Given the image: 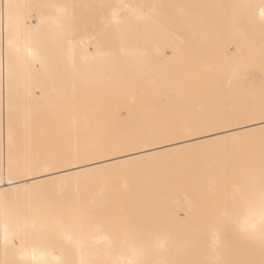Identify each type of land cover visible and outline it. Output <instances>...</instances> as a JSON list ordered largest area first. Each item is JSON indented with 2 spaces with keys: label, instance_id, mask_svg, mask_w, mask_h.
I'll use <instances>...</instances> for the list:
<instances>
[{
  "label": "rangeland",
  "instance_id": "rangeland-1",
  "mask_svg": "<svg viewBox=\"0 0 264 264\" xmlns=\"http://www.w3.org/2000/svg\"><path fill=\"white\" fill-rule=\"evenodd\" d=\"M258 4L260 0H43L47 15L54 13L55 6L65 9L56 26L49 19L44 24V69L33 78L18 74L14 80L16 158H44L43 152L55 143L59 146L54 149L85 150L99 142L95 136L105 126L110 128L106 131L110 138L150 135L153 129H139L141 116L133 107L141 105L148 115L158 108L160 100L168 107V97L173 94L177 96L176 104L190 110L252 112L253 108L235 104L264 101V46L258 43L264 39V19L261 21L257 10L252 9ZM237 46L240 52L229 54L230 47L236 51ZM34 89L41 95L38 100L34 98L36 102L31 97ZM225 90L229 95L244 96L222 99L219 96ZM147 118L176 117L166 114ZM253 118L242 116L237 123ZM152 127L181 126L160 123ZM165 131H159L161 139L148 144L167 145L182 138ZM195 132L202 130L189 134ZM107 155L84 160H104ZM259 164L264 168V128L219 143L169 150L99 174L69 178L44 188L45 193L41 187L6 193L0 203L22 200L24 196L31 199L38 190V196H51L55 191V199L62 201L69 192L92 193L101 187L111 192L124 181L136 190L165 182L170 188L166 192L180 201L170 205L174 224L168 229L161 222L145 226L158 230V240H167L176 248L168 253L170 256L191 251L195 255L170 258L171 262L165 264H264L262 238L256 239L258 244L245 240L235 252L228 251L230 244L226 241L215 249L211 247L212 239L219 243L230 238L221 232L238 229L237 223L252 206L264 204V171H257ZM38 167L40 171L46 169ZM71 183L76 187L69 188ZM109 226L123 227L116 222ZM107 233L115 240L114 245L123 244L120 231Z\"/></svg>",
  "mask_w": 264,
  "mask_h": 264
},
{
  "label": "bare ground",
  "instance_id": "bare-ground-1",
  "mask_svg": "<svg viewBox=\"0 0 264 264\" xmlns=\"http://www.w3.org/2000/svg\"><path fill=\"white\" fill-rule=\"evenodd\" d=\"M42 1L0 0V199L6 193H16L28 188L40 190L42 188L43 192L44 188L47 190L57 182L99 174L105 170L116 169L185 146L188 148L191 145L227 141L250 135L264 128V117H260L264 114V101L249 105L235 104L237 107H250L257 111L210 112L184 108L176 104L177 96L173 94L168 97L170 102L168 107L160 100L159 106H156L158 108L150 110L148 115L141 105L133 107V111L141 116L138 122L142 128L139 129L148 132H152L153 129L150 135L143 133L137 136L118 135L110 138L106 133L110 128L105 126L100 127L99 131L102 133L95 136L99 142L91 143L85 150L54 149L52 147L59 146L55 143L49 145L51 149L43 152L46 156L44 158H16L18 134L12 95L13 85L14 87L16 85L14 80L18 74L33 78L36 73L44 69V64L41 63L44 24L49 19L50 23L56 26L65 9L55 6L54 13L47 15L43 11ZM254 8L262 21L264 0H260V4L252 7ZM113 12L119 13L117 10ZM171 28L175 29L173 26ZM259 41L258 43L264 46V39ZM236 48L237 50L234 51L230 47L229 54L235 56L241 50L238 46ZM47 82L55 84L60 80H47ZM34 90L31 97L38 100L41 95L38 96V89ZM243 96L244 94L229 95L225 90V93L219 97L233 99ZM204 97L208 98L207 95ZM166 114L176 118L169 120L147 118ZM250 115L254 118L237 123L239 117ZM160 123L177 124L181 127H152L153 124ZM168 129L175 135H182L181 140L167 145L148 144L149 141L162 138L158 135L160 130L169 131ZM192 130H202V132L189 134ZM130 146L136 147L130 150L128 148ZM104 153L108 154L107 159L84 160ZM76 159L80 162H76ZM215 162L216 160L213 161ZM38 166H45L46 169L40 171ZM262 167L259 164L256 167L257 171H264ZM32 172L34 173L29 174ZM37 173L42 175H34ZM12 174L23 175L13 178ZM72 187H76V184L71 183L69 188ZM168 187L167 183L159 182L136 190L124 181L122 186L111 192L106 191L104 187L92 193L69 192L62 201L55 199L58 197L55 191H51L54 194H51L52 198H50L51 196L47 194L42 196L43 193L38 196L40 193L38 190L37 196L34 195L35 197L32 196L31 199L24 196L22 200L17 199L8 204L1 202L0 264H165L171 262L170 258H193L195 255L192 251L170 256L168 253H173L176 248L168 245L167 240H158L155 233L158 230L145 226L149 223L159 225L161 222L162 227L168 229L174 224L169 215V210L172 208L170 205L180 201H177L175 195L166 192L170 189ZM251 208L252 210L242 218V221L237 223L238 229H232L229 233L221 232L223 237L228 234L230 238H224L219 243L215 242L216 239H212L211 247L215 249L218 244L226 241L230 244L227 245L228 251L235 252L244 245L245 240L258 244L257 238L264 239V204L260 203ZM112 222L119 223L123 227L115 229L109 226ZM113 229L122 233L121 246L114 245L115 240L107 233V231H115ZM162 252L164 255H160Z\"/></svg>",
  "mask_w": 264,
  "mask_h": 264
}]
</instances>
